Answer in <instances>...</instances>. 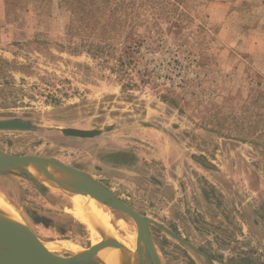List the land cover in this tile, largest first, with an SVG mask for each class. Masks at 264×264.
<instances>
[{
    "label": "rangeland",
    "instance_id": "obj_1",
    "mask_svg": "<svg viewBox=\"0 0 264 264\" xmlns=\"http://www.w3.org/2000/svg\"><path fill=\"white\" fill-rule=\"evenodd\" d=\"M84 2L78 14L75 0H0V67L16 87L0 93V120L33 126L0 130V153L52 159L109 189L147 218L160 264H264V47L247 48L264 0H124L100 24ZM37 180L0 172V190L50 252L89 250L97 208L121 241L138 235L131 217Z\"/></svg>",
    "mask_w": 264,
    "mask_h": 264
},
{
    "label": "bare ground",
    "instance_id": "obj_2",
    "mask_svg": "<svg viewBox=\"0 0 264 264\" xmlns=\"http://www.w3.org/2000/svg\"><path fill=\"white\" fill-rule=\"evenodd\" d=\"M9 156L10 155L0 153L1 173H19L13 171L12 168L16 167L20 172L28 174L35 179L39 180V177L46 178V181H49L52 188L58 191L63 190L68 194L78 198L91 199L94 201L93 203L99 201L106 207H109L104 203L102 198H97L90 194L91 191L96 188V186L93 184L92 180L81 171H68L52 166L46 161L38 162L33 157H25L22 160H17L14 157ZM91 216L93 219L91 227L93 246L89 250L84 251L81 249L78 250V248L71 244L67 245L71 248L70 251L72 250L76 254L75 256L89 252L92 254V259L98 264L140 263L143 258V253L142 251L138 250V245L140 242L139 229L137 236H127V241H121L119 235L114 232L111 226L112 224H110L115 218H113V215L109 211L103 212L100 210V208H97L91 212ZM0 221L28 231L29 233L31 232V228L26 222L24 216L18 209L15 208V206L10 202L9 198L2 190H0ZM40 244L45 248L41 242ZM5 251L9 253L10 256L16 258V254L13 251L8 249Z\"/></svg>",
    "mask_w": 264,
    "mask_h": 264
},
{
    "label": "water",
    "instance_id": "obj_3",
    "mask_svg": "<svg viewBox=\"0 0 264 264\" xmlns=\"http://www.w3.org/2000/svg\"><path fill=\"white\" fill-rule=\"evenodd\" d=\"M32 127L33 126L31 124L19 119L0 120V130H31ZM62 133L66 137L90 139L101 135L102 132L100 130L65 128L62 130ZM12 157L17 160H22L25 157H33L38 162L46 161L50 165L55 167H59L68 171H78L73 167L64 165L52 159L40 158L36 156ZM12 169L13 171L23 173L20 172L16 167H13ZM86 176L89 177L88 175ZM89 178L96 186V188L93 189L90 193L92 196L102 198L106 205L120 213L131 217L136 222L140 231V242L138 245V250L142 251L143 253V258L139 264H144L145 260H147L148 258L151 259L153 264H160L158 256L156 255V251L154 249V243L150 234L149 222L147 218L139 214L127 204L120 201L109 189H107L91 177ZM166 231L180 243L192 248L195 253L201 255L206 259L208 263H210L208 256L200 251L197 247L181 239L171 231ZM39 241L40 240L32 233V231L29 233L28 231L0 221V264H98L92 259V254L89 252L69 258L62 257V259L59 256L46 250ZM6 249L13 251L16 254V258L10 256V254L5 251Z\"/></svg>",
    "mask_w": 264,
    "mask_h": 264
},
{
    "label": "trees",
    "instance_id": "obj_4",
    "mask_svg": "<svg viewBox=\"0 0 264 264\" xmlns=\"http://www.w3.org/2000/svg\"><path fill=\"white\" fill-rule=\"evenodd\" d=\"M75 1H76V10H79V11H76V13L79 14V12H82L81 10H83L85 8L86 2H84V0H75ZM90 2H91L90 6L87 9H85L84 12L88 17H90V18H88L89 21H94V20L96 21L95 24L101 23L100 21H101L102 17L105 16V14H104L105 9L108 8L113 2L116 3V7H119L120 6L119 4L125 3L124 0H102V2H101V0H97V2L94 0H90ZM78 4H79V6H81L80 9L78 7ZM135 4L136 3H133V6H135ZM133 9H134V7L132 8V10ZM115 10L117 11V10H119V8H116ZM98 14H100V15H98ZM116 16H115V19H117ZM32 43L39 45V46L42 45V43L40 41H34ZM32 43H29V44H32ZM61 48L63 49L64 47H61ZM4 64L9 65V63H7V62H4ZM4 64H1V67H0V93L5 92L9 88H16L15 86H12V83L8 80V78H10V77H8V73H6L7 70L5 69ZM18 66H21L22 68L31 67L30 64H29V66L28 65H18ZM41 80L43 82H45L46 85L51 86V83L47 80V78H42ZM36 89L38 91H40L39 87H37ZM15 90H17V89H15ZM53 101H54L55 105H58L60 102L58 99H53ZM232 262H234L236 264H254L249 258H247L245 256L234 258V259H232Z\"/></svg>",
    "mask_w": 264,
    "mask_h": 264
},
{
    "label": "crops",
    "instance_id": "obj_5",
    "mask_svg": "<svg viewBox=\"0 0 264 264\" xmlns=\"http://www.w3.org/2000/svg\"><path fill=\"white\" fill-rule=\"evenodd\" d=\"M247 33H249V30L246 32L245 35H247ZM238 39H239V37H238ZM242 40H243V38L237 40V42L234 44V46L235 47H241L240 45L242 44L241 43ZM263 47H264V31H262V32H260L258 34V40H256L253 44H251V43L250 44H247V48L248 49L249 48H251V49H253V48H263ZM248 49L247 50L244 49V50L246 52H249ZM242 57H244V59H246L244 55H242ZM243 64L244 63L240 64V66H243ZM39 180L45 182L48 185V182L46 181V178L39 177Z\"/></svg>",
    "mask_w": 264,
    "mask_h": 264
},
{
    "label": "flooded vegetation",
    "instance_id": "obj_6",
    "mask_svg": "<svg viewBox=\"0 0 264 264\" xmlns=\"http://www.w3.org/2000/svg\"><path fill=\"white\" fill-rule=\"evenodd\" d=\"M12 119H14V118H12ZM5 120H10V119H5ZM1 151V150H0ZM1 152H3V151H1ZM4 153H6V152H4ZM79 171V170H78ZM83 173V172H82Z\"/></svg>",
    "mask_w": 264,
    "mask_h": 264
},
{
    "label": "built area",
    "instance_id": "obj_7",
    "mask_svg": "<svg viewBox=\"0 0 264 264\" xmlns=\"http://www.w3.org/2000/svg\"><path fill=\"white\" fill-rule=\"evenodd\" d=\"M170 81V79H168V82Z\"/></svg>",
    "mask_w": 264,
    "mask_h": 264
}]
</instances>
